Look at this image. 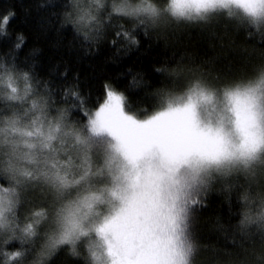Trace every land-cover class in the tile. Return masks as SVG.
<instances>
[{"label": "trees", "instance_id": "obj_1", "mask_svg": "<svg viewBox=\"0 0 264 264\" xmlns=\"http://www.w3.org/2000/svg\"><path fill=\"white\" fill-rule=\"evenodd\" d=\"M70 4L71 0H0V17H11L0 31V66L17 77L28 72L31 93L53 112L67 110L80 126L85 122L83 112L91 113L103 102L106 85L124 94L127 112L144 119L160 106V93L178 95L191 78L225 87L245 82L264 68V26L216 14L207 22H173L157 28L130 17L109 18L111 12L105 8L100 34L85 39L87 30L71 20ZM121 31L129 32L137 43L117 37ZM89 34L95 36V30ZM73 92L83 101V112ZM239 218L236 194L214 183L203 206L191 216L194 264H252V254L264 252V235L241 233ZM18 244L17 240L1 244L0 252H27L33 247L31 259L28 255L23 264H34L41 242ZM0 257L4 258L1 253ZM44 264H90V259L81 242L75 254L71 246H60Z\"/></svg>", "mask_w": 264, "mask_h": 264}, {"label": "clouds", "instance_id": "obj_2", "mask_svg": "<svg viewBox=\"0 0 264 264\" xmlns=\"http://www.w3.org/2000/svg\"><path fill=\"white\" fill-rule=\"evenodd\" d=\"M122 2L100 0L98 4L96 0H71L70 17L82 29L92 31L95 22L82 20V10L91 7L92 15L99 19L105 8L115 14L114 5L119 7ZM128 2L135 5L138 0ZM151 3L156 10L154 17L130 18L139 24L144 20L142 26L158 28L173 22H207L216 14L238 20L243 14L235 4L217 5L206 13H197L195 7L178 9L172 0L164 4L151 0ZM189 16L193 19L188 20ZM30 93L23 77L10 79L0 70V104L12 106L6 115L0 116V171L9 163L22 173L36 161L47 160L49 165L59 161L61 175L79 186V194L74 190L57 208L65 206V215L81 223L83 234L77 232L73 240L76 246L84 242L90 264H107L108 259L102 256L96 261L90 256V245L97 255L103 252V241L97 238L94 226L105 215L119 209L121 196L148 190L150 196L145 200L148 230L144 242L159 248L167 246L175 264H194L197 248L185 233L184 209L197 185L207 179L208 166L194 163L169 171L159 159L145 158L132 163L117 152L109 137L85 133L83 125L75 130L65 121L46 118L45 101ZM182 102L192 103L201 127L222 138L230 150V159L219 166L213 165L211 171L226 173L213 184L219 183L230 195L236 194L240 205L238 230L243 234L264 235V148L253 153L241 149L246 112L257 114L259 130L264 134V68L247 81L234 85L214 87L207 83L201 89L185 93ZM52 219L51 211L49 224ZM10 235L6 228H0V240H10ZM4 259L0 257V264H4Z\"/></svg>", "mask_w": 264, "mask_h": 264}, {"label": "snow or ice", "instance_id": "obj_3", "mask_svg": "<svg viewBox=\"0 0 264 264\" xmlns=\"http://www.w3.org/2000/svg\"><path fill=\"white\" fill-rule=\"evenodd\" d=\"M96 2L99 4L100 0ZM172 3L178 9L186 6L195 7L197 13L201 11L206 13L215 9L217 5L235 4L237 8L243 10V14L238 16L239 21L257 27L264 26V0H172ZM82 11H84L82 20L88 18L89 23L95 22L93 29L96 34L90 36V31H85L84 38L94 39L103 27L102 19L92 15L91 7ZM113 11L119 17L136 18L154 17L156 12L151 0H138L135 5L123 0L119 7L114 5ZM112 14V12L109 14V18ZM229 15L233 14L229 12ZM10 19L8 15L0 17V31L6 27ZM187 19L192 20L193 17L189 16ZM143 23L144 20L141 19L140 24ZM116 36L124 38L130 44L137 43L129 32H117ZM18 39L23 42L22 38ZM21 43H17L16 47L19 48ZM112 43L115 44L116 41ZM3 72L10 79L17 75L10 69H3ZM21 76L32 92L30 74L24 72ZM206 84L207 81L204 79L196 78L194 81L189 80L178 95L172 91L160 93L158 96L160 106L144 119L127 112L124 94L113 91L107 85L103 102L91 113L83 112L81 107L83 101L79 100L78 93H72L78 98L76 106L83 112L84 132L96 137H109L114 142L113 146L117 152L126 160L136 163L145 158L159 159L162 166L169 171L194 163L201 167L208 166L207 179L197 185L195 194L186 201L187 206L184 209L185 233L191 240L190 222L193 211L203 206V197L213 185V181L219 179L220 175L226 174L213 172L211 168L213 165H221L231 157L230 150L222 138L214 136L210 130L206 131L201 127L194 105L190 102H182L185 93L194 92ZM49 116L58 121H65L75 130H79L67 110L53 114L50 106L45 102V117ZM244 128L242 151L253 153L264 148V134L259 130V117L255 112L245 113ZM61 168L59 161L54 160L49 165L45 160L34 162V166H29L22 173L10 163L0 171V178L9 182V187L0 185V228L7 229L11 234L9 238L18 239L23 245L40 236L39 229L42 224L49 225V231L44 233L45 243L34 264H44L45 258L62 245H71L75 254L76 244L73 237L77 232L83 234L81 223L74 217L69 218L65 215V206L57 208V204L66 196H70L74 190L77 195L79 194V186H74L66 175H61ZM53 169L56 171L54 172ZM35 187H39L41 191L47 190L53 197L51 224H49V211L45 208L33 210L23 224L18 220L16 209L20 203L21 191ZM133 187L135 188L136 185ZM149 196L148 190L133 191L130 196H121L119 209L105 215L103 221L94 226L93 230L97 238L103 241V252L100 255H97L92 245L89 246L90 256L94 260L99 261L102 256H106L107 264H175L174 255L167 246L159 248L144 242L148 230L145 200ZM2 255L5 257L4 264H23L25 252L18 250L5 252ZM252 255V264H256L257 261L264 264V252Z\"/></svg>", "mask_w": 264, "mask_h": 264}, {"label": "rangeland", "instance_id": "obj_4", "mask_svg": "<svg viewBox=\"0 0 264 264\" xmlns=\"http://www.w3.org/2000/svg\"><path fill=\"white\" fill-rule=\"evenodd\" d=\"M3 69L4 68H1L0 70H3ZM20 77H22V76L20 75ZM212 86L217 87L215 85H212ZM30 95L34 96V94H32V93H30ZM11 107L12 106H10V105L6 107V106L0 104V116L6 115ZM51 112L53 114L56 113V112H53V111H51ZM145 118H147V117H145ZM76 125H77V127H80V125H78L77 123H76ZM0 185H2L4 187H9V182L6 179L0 178ZM52 205H53V197L51 196V194H49L47 192V190L41 191V189L39 187L28 188L26 190H22L21 191L20 203H19V205H18V207L16 209V215L18 217L19 222L21 224H23L31 216V213H32L33 210H36V209H39V208H45L49 212H51L52 211ZM47 231H49V225L47 223L42 224L40 229H39L40 236L38 238H36L34 241L30 242V243H34V242H39L40 241L42 245H39L38 247L43 246V244L45 243L44 233L47 232ZM14 240H17V242L19 243L18 244L19 246L25 245V243L22 245L21 242L18 239L0 240V245L14 242ZM28 243H27V245H29ZM82 243H84V242H82ZM79 245L80 244H78L77 246H79ZM32 249H33V247L31 249L28 248L27 252H25L24 260L28 257V255H29V257L31 256V250ZM0 253L2 255V253H4V251L1 250ZM30 259H31V257H30ZM4 261H5V259H4Z\"/></svg>", "mask_w": 264, "mask_h": 264}]
</instances>
